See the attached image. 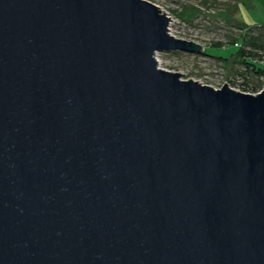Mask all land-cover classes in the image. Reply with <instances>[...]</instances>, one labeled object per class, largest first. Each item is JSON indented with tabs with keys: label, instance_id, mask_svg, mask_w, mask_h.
Segmentation results:
<instances>
[{
	"label": "water",
	"instance_id": "1",
	"mask_svg": "<svg viewBox=\"0 0 264 264\" xmlns=\"http://www.w3.org/2000/svg\"><path fill=\"white\" fill-rule=\"evenodd\" d=\"M169 21L0 0V264H264V91L160 69Z\"/></svg>",
	"mask_w": 264,
	"mask_h": 264
},
{
	"label": "rangeland",
	"instance_id": "2",
	"mask_svg": "<svg viewBox=\"0 0 264 264\" xmlns=\"http://www.w3.org/2000/svg\"><path fill=\"white\" fill-rule=\"evenodd\" d=\"M145 1L160 6L161 12L172 20L170 36L196 43L204 51L202 54L158 53L160 69L177 72L184 76L183 80L202 81V85L215 90L224 87L228 76L242 74L245 82L241 89L254 92L258 84L253 69L240 63L235 54L240 46L248 54L264 48V0ZM250 40L258 45L253 46ZM220 58L230 60L225 64ZM246 68L248 72L244 71ZM227 87L233 89L229 84Z\"/></svg>",
	"mask_w": 264,
	"mask_h": 264
},
{
	"label": "built area",
	"instance_id": "3",
	"mask_svg": "<svg viewBox=\"0 0 264 264\" xmlns=\"http://www.w3.org/2000/svg\"><path fill=\"white\" fill-rule=\"evenodd\" d=\"M172 31V30H171ZM249 61L252 65H258L261 66L264 71V48L260 47L257 49L252 50V54H250ZM245 72H248L249 70L246 68L244 69ZM257 81V86L253 93L246 92L241 89V85L244 86L245 77L242 74L234 75V76H228L227 85L233 86V89L240 90L242 93L247 95H258L261 94V92L264 91V72L261 75H254ZM232 88V87H231ZM245 89V88H244Z\"/></svg>",
	"mask_w": 264,
	"mask_h": 264
},
{
	"label": "trees",
	"instance_id": "4",
	"mask_svg": "<svg viewBox=\"0 0 264 264\" xmlns=\"http://www.w3.org/2000/svg\"><path fill=\"white\" fill-rule=\"evenodd\" d=\"M262 28L264 29V27H262ZM251 41L252 40H250L249 43H251L253 46L256 47L258 45V43H254V42H251ZM249 55L250 54L246 53L245 48L240 46L238 52L235 54V57L239 58L238 61L240 63H242L243 65L252 68L253 69V73L255 75H261L264 72L262 67L258 66V65H252L250 63V61H249V57H252V56H249ZM220 60H222L225 64H227V62L230 59L225 60V59L220 58Z\"/></svg>",
	"mask_w": 264,
	"mask_h": 264
},
{
	"label": "bare ground",
	"instance_id": "5",
	"mask_svg": "<svg viewBox=\"0 0 264 264\" xmlns=\"http://www.w3.org/2000/svg\"><path fill=\"white\" fill-rule=\"evenodd\" d=\"M145 1V0H144ZM157 6V5H156ZM157 7H160V6H157ZM171 21V22H170ZM169 21V28L171 27V23H172V20ZM169 31H171L170 29H168ZM158 55H156V58H157ZM158 60V59H157ZM158 62L160 63V59L158 60ZM159 66V65H158ZM199 82V81H198ZM202 81H200L201 83ZM206 86V85H205Z\"/></svg>",
	"mask_w": 264,
	"mask_h": 264
}]
</instances>
